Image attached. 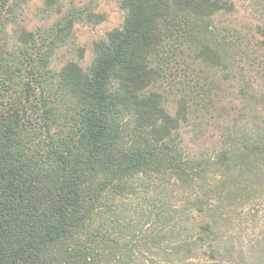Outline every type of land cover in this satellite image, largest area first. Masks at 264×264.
Masks as SVG:
<instances>
[{
    "label": "trees",
    "instance_id": "obj_1",
    "mask_svg": "<svg viewBox=\"0 0 264 264\" xmlns=\"http://www.w3.org/2000/svg\"><path fill=\"white\" fill-rule=\"evenodd\" d=\"M33 1L0 0V264H264V0L255 27L219 22L235 0H121L59 69L105 16L39 0L29 28Z\"/></svg>",
    "mask_w": 264,
    "mask_h": 264
},
{
    "label": "rangeland",
    "instance_id": "obj_2",
    "mask_svg": "<svg viewBox=\"0 0 264 264\" xmlns=\"http://www.w3.org/2000/svg\"><path fill=\"white\" fill-rule=\"evenodd\" d=\"M89 0H77V4H84ZM94 2L95 9L97 12L102 13L105 19L98 23H87L78 22L74 29V42H72L69 48H63L59 51L57 56L53 59L52 67L59 69L68 59H77L82 66L85 68L90 64L93 58V45L95 41L102 39L106 36L107 32L120 27L125 18V11L121 7V0H91ZM236 10L232 14H226L224 16H219V22L223 23H238L241 25H254L263 23L254 14L255 7L261 6L258 4L259 0H235ZM41 6L39 0L31 2L25 9L22 20L28 24L29 28H35L39 25H48L52 23V18L45 20L41 19L37 14L38 8ZM74 46H80L84 48V57L79 58L77 53L74 51ZM230 83L226 82L225 88L229 87ZM228 89V88H227ZM231 90L227 93L224 91L225 95H231ZM171 98V97H170ZM166 106L169 110L174 112V103L171 100H167ZM215 121H210L209 124H204L200 128H205L204 135L191 134L188 130L189 127H184L182 136L185 139L187 148L191 151H199L201 149L209 150L213 147L215 141ZM216 128V127H215Z\"/></svg>",
    "mask_w": 264,
    "mask_h": 264
}]
</instances>
